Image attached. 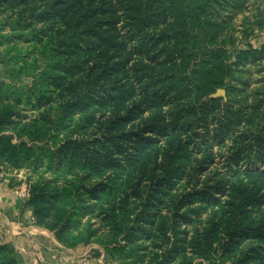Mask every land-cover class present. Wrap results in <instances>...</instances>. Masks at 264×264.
Segmentation results:
<instances>
[{
    "label": "trees",
    "instance_id": "16d2710c",
    "mask_svg": "<svg viewBox=\"0 0 264 264\" xmlns=\"http://www.w3.org/2000/svg\"><path fill=\"white\" fill-rule=\"evenodd\" d=\"M246 1L0 0V166L27 172L36 225L119 264H264V171L240 166L256 146L264 167V109L227 104ZM0 264H21L1 239Z\"/></svg>",
    "mask_w": 264,
    "mask_h": 264
},
{
    "label": "rangeland",
    "instance_id": "374dc122",
    "mask_svg": "<svg viewBox=\"0 0 264 264\" xmlns=\"http://www.w3.org/2000/svg\"><path fill=\"white\" fill-rule=\"evenodd\" d=\"M233 14V25L236 30V44L238 49H246L247 43H250L257 50L252 51L251 55L243 59L235 74L238 76L234 83L239 85L241 90L237 91L235 95L238 96L228 105L233 108L243 107L245 113L251 111L255 101L259 103L261 111L264 109V0H247L244 5V9L234 8L231 12ZM27 45V44H26ZM7 79L6 73L2 70L0 65V80ZM27 79H23L22 82L26 83ZM225 101L228 100L224 99ZM245 126V123L242 127ZM256 129V128H255ZM253 133V130H252ZM238 136V134L236 135ZM245 138V137H244ZM231 132H226L224 143L217 144L214 142V147L210 148L208 152L209 159L213 162L208 165L207 169L202 172L201 179L209 181V184H215V178L219 173L226 172L228 167L227 157L231 155L232 150L229 148L233 141ZM252 137L250 138V140ZM248 142V140H247ZM250 144H255L253 141ZM222 145V146H221ZM248 149L247 144L241 145V149ZM258 147L252 148V153L242 154L240 157L248 155L247 158L240 162V166L244 169L250 167L251 169H261L264 171V167L258 163L246 164L247 161H252L256 158L255 150ZM236 152V151H235ZM234 153V152H233ZM202 156H197L201 158ZM199 169V168H198ZM0 177L7 179L9 186L11 187L13 194L15 195V189L19 185L24 177L28 179V174L25 170H5L0 166ZM211 178V179H210ZM18 199V198H17ZM21 203V202H20ZM22 204V203H21ZM24 205V204H23ZM181 229H185L184 223L181 224ZM179 229V231L181 230ZM3 237H1V240ZM82 251L80 249V256L78 258V264H119L120 262L114 261L109 257L106 249L99 244L82 245ZM191 254H189V257ZM193 264H197L201 259L195 258L191 260ZM207 263V261H205Z\"/></svg>",
    "mask_w": 264,
    "mask_h": 264
},
{
    "label": "crops",
    "instance_id": "0c3cea01",
    "mask_svg": "<svg viewBox=\"0 0 264 264\" xmlns=\"http://www.w3.org/2000/svg\"><path fill=\"white\" fill-rule=\"evenodd\" d=\"M8 182L0 177V239L15 245L21 264H78L82 245L66 248L53 232L33 224L32 211L15 198Z\"/></svg>",
    "mask_w": 264,
    "mask_h": 264
},
{
    "label": "built area",
    "instance_id": "2783aa9c",
    "mask_svg": "<svg viewBox=\"0 0 264 264\" xmlns=\"http://www.w3.org/2000/svg\"><path fill=\"white\" fill-rule=\"evenodd\" d=\"M15 195L18 200L25 204L30 197V181L26 177H24L19 185H17L15 189ZM33 224H36L35 217L33 215L30 216L29 219ZM1 230V229H0Z\"/></svg>",
    "mask_w": 264,
    "mask_h": 264
},
{
    "label": "water",
    "instance_id": "95a60500",
    "mask_svg": "<svg viewBox=\"0 0 264 264\" xmlns=\"http://www.w3.org/2000/svg\"><path fill=\"white\" fill-rule=\"evenodd\" d=\"M212 97H223L227 99L226 89L225 88H218L215 93L211 95Z\"/></svg>",
    "mask_w": 264,
    "mask_h": 264
}]
</instances>
